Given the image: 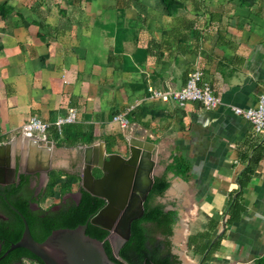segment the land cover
I'll return each mask as SVG.
<instances>
[{"label":"crops","instance_id":"crops-1","mask_svg":"<svg viewBox=\"0 0 264 264\" xmlns=\"http://www.w3.org/2000/svg\"><path fill=\"white\" fill-rule=\"evenodd\" d=\"M23 1L0 0V185L16 186L22 176L28 184L41 174L30 190L48 192L58 177V192L70 177L80 179L69 173L67 148L81 157V146L102 142L106 153L127 157L128 139L137 138L154 145V177L174 156L191 163L185 180L166 175L168 202L180 219L177 242L207 231L211 221V240L223 231L204 264L264 258V136L232 111L254 106L264 92V0L250 7L204 0L200 22L199 10L168 12L162 0H110L107 6L106 0H68L56 10L45 7L50 0ZM195 68L221 98L215 109L162 102L147 91L178 89ZM69 107L77 109L76 122L61 134L51 128L48 142L32 144L21 134L31 115L54 122ZM129 107V124L122 128L112 116ZM67 130L92 142L57 146L55 136ZM46 162L48 169H41ZM238 193L244 210L238 221L226 223ZM46 196L44 204L55 195Z\"/></svg>","mask_w":264,"mask_h":264},{"label":"trees","instance_id":"trees-1","mask_svg":"<svg viewBox=\"0 0 264 264\" xmlns=\"http://www.w3.org/2000/svg\"><path fill=\"white\" fill-rule=\"evenodd\" d=\"M162 2L168 12L173 6L175 9L181 8L179 2L174 3L175 0H162ZM239 2L244 7H250L253 0H239ZM0 8L3 9L4 7L0 5ZM142 61L143 59L139 61L138 58V63ZM129 65L131 68H134L131 62ZM82 136V132L75 131V133H71L67 130L63 137L60 138L58 134L55 136L56 145H74L78 141L85 143L92 142V138L85 140ZM190 169V161L178 155L174 156L172 161L167 164L163 174L154 177L152 187L143 202V214L131 222L130 236L119 251L121 260L115 258L112 254L109 242L105 239L108 235L106 229L88 223L86 234L103 241L108 257L118 264H142L143 262L146 264H181L178 255L172 251L170 241V237L173 234V227L179 218L178 211L174 208V202H158L157 198L163 197L166 189L170 186V182L166 176L167 173L171 172L173 175L185 180L188 178ZM58 181V177L53 178L48 184L49 190L46 195L59 196L61 193L69 191L70 186L77 182V178L70 177L64 189L57 192L53 190V187ZM24 185H26V178L22 176L18 185L11 186L9 190L4 192L10 203L24 216L31 235L36 241L44 240L55 229L74 228L79 224L85 223L104 204L102 199L81 190V198L79 201H72L57 210L32 209L29 207L27 197L17 196V192ZM168 205L172 208H168ZM228 208L226 223L238 221L244 210V207L239 201V193L231 201ZM0 210L5 212L8 217L7 222L0 218V244L2 245V252H4L10 243H14L20 238L23 224L19 216L8 208L1 196ZM208 224L210 225H208L209 228L207 231L190 235L186 241L187 247L193 249L196 254L201 256V264L207 263L210 260L214 249L220 242V238L216 239L209 248L211 244L210 236L216 227V223L209 221ZM21 259H25L28 264H42L34 254L24 248L11 250L0 260V264H11ZM255 264H264V258L258 259L255 261Z\"/></svg>","mask_w":264,"mask_h":264},{"label":"water","instance_id":"water-1","mask_svg":"<svg viewBox=\"0 0 264 264\" xmlns=\"http://www.w3.org/2000/svg\"><path fill=\"white\" fill-rule=\"evenodd\" d=\"M8 145L9 142L2 147ZM153 147L154 145L144 140L129 138L128 156L123 157L116 153H106L102 142L81 146L80 189L102 199L104 204L85 223L74 228L55 229L42 241H36L32 237L24 216L9 202L5 194L0 193L3 201L19 216L23 224L20 238L9 244L0 254V260L11 250L24 248L42 264H118L108 257L103 241L86 234L87 224L91 223L108 231L105 239L109 242L113 256L121 260L119 251L130 236L131 222L142 216L143 202L154 182L156 160ZM40 168L47 170L48 164ZM92 168L100 174L99 177H95ZM110 212H114L113 222L102 220ZM178 223L180 219L175 225ZM222 231L211 240L210 246Z\"/></svg>","mask_w":264,"mask_h":264},{"label":"built area","instance_id":"built-area-1","mask_svg":"<svg viewBox=\"0 0 264 264\" xmlns=\"http://www.w3.org/2000/svg\"><path fill=\"white\" fill-rule=\"evenodd\" d=\"M150 96L162 102H173L179 106H184L187 102H198L206 110L215 109L221 104L220 96L215 92L211 84L203 79V71L200 68L192 69L188 72L186 81L178 89L160 90L149 86L147 88ZM126 112L113 116L112 120L119 123L122 128L129 124ZM232 111L247 120L253 132L259 136H264V92H262L257 102L252 107L241 108L232 106ZM78 116L75 107L67 108L65 114L58 116L54 122L45 121L36 115H31L22 125L21 134L38 144L48 142V131L53 128L58 134L62 133L64 126L76 122ZM28 263V262H27Z\"/></svg>","mask_w":264,"mask_h":264},{"label":"flooded vegetation","instance_id":"flooded-vegetation-1","mask_svg":"<svg viewBox=\"0 0 264 264\" xmlns=\"http://www.w3.org/2000/svg\"><path fill=\"white\" fill-rule=\"evenodd\" d=\"M79 152L80 151H78V153H76V155L73 156V158L70 160L69 173H71V174L80 175V173H81V157H80ZM92 172L95 175V177L100 176V174H98L96 172L95 168H92ZM35 178L38 181H40L42 178V175L38 174L37 176H34L31 179H29V183L24 185V187L22 186L21 189L17 192L18 197L19 196L20 197H27L29 207H31L32 209L41 208V209L57 210L61 206L68 205L72 201H79L81 198V190L82 189H80V186L78 185L75 190H69V191H66L64 193H61V195H59V196L55 195L54 197H51V199H50L51 201L47 202L46 203L47 206L45 207L46 204L43 203V199L48 198L46 196L47 190H44V189L38 190L37 188L35 190H32V191L30 190V185ZM4 179H6V178H4ZM4 181L8 182V179H6ZM19 181H20V179H19ZM77 183L79 184V182H77ZM10 188H11V184L0 185V193L5 194L4 191L9 190ZM8 208L10 209V207H8ZM11 211H13V210H11ZM113 215H114V212H110L106 215V217H103L102 220L105 219V221L112 223L113 222V220H112ZM0 218L5 222L8 221V217L6 216L5 212H3L2 210H0ZM2 253H3L2 252V245L0 244V254H2ZM24 262H26V260L21 259L20 261L13 262L11 264H23Z\"/></svg>","mask_w":264,"mask_h":264},{"label":"rangeland","instance_id":"rangeland-1","mask_svg":"<svg viewBox=\"0 0 264 264\" xmlns=\"http://www.w3.org/2000/svg\"><path fill=\"white\" fill-rule=\"evenodd\" d=\"M70 1V0H69ZM192 0H188L187 2H184V0H175L174 3H177L179 2L181 4V8H192L194 9V11H197L199 10L198 12L199 13H196L195 16H196V20H201V18L199 16L203 15V11H205V3H204V0H193L194 3L191 4V6L188 4V2ZM24 2V3H23ZM22 2V5H26L29 4L31 1L29 0H24ZM68 0L65 1V2H60L59 0H50L49 1V4H46V8L47 9H51V10H56L59 8V5L60 4H63L65 6H67ZM122 2H124V0H122ZM135 2V1H134ZM190 3V2H189ZM110 4V0H106L105 3H103V5H109ZM101 5V3H100ZM179 9V8H178ZM171 10H175V7H171V9H169V12ZM193 12V11H192ZM194 13V12H193ZM240 24V23H238ZM115 113V114H114ZM113 114V116L117 115V114H121V112L119 111H115ZM112 116V118H113ZM113 121V120H112ZM73 148H67V152H68V160H71L73 157V153L74 151L72 152ZM70 163V162H69ZM70 166V165H69ZM161 166V165H160ZM70 169V167H68V170ZM77 188V185L76 184H72L70 186V190H75ZM170 190V188H169ZM168 190V191H169ZM168 191L165 192V194L163 195V197L161 198H157V201L158 202H168L170 201V197H168ZM47 206V204L45 205V207ZM179 227L174 225L173 227V234L172 236L170 237V241H171V246H172V251L174 253H176L181 261V264H198L200 262V255L199 254H196L193 249H189L187 246H186V240L182 241V242H177V235H178V232H177V229ZM23 264H28L27 262H24ZM32 264V263H30ZM201 264V263H200ZM216 264H219V263H216Z\"/></svg>","mask_w":264,"mask_h":264}]
</instances>
